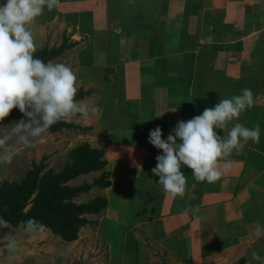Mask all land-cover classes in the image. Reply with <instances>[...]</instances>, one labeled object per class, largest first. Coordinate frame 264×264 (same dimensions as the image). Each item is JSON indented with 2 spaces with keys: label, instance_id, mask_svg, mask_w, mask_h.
<instances>
[{
  "label": "crops",
  "instance_id": "1",
  "mask_svg": "<svg viewBox=\"0 0 264 264\" xmlns=\"http://www.w3.org/2000/svg\"><path fill=\"white\" fill-rule=\"evenodd\" d=\"M58 4L57 11L66 10V18L75 22V35L87 37L76 60L79 70L87 67L86 83H110L102 91L115 100L110 107L118 113L111 119L114 125L105 122L96 144L90 143L104 150L110 179L102 189L106 209L116 201L117 210L132 216L168 263L239 264L243 259L245 264H264V259L252 258L253 252L264 258V0ZM93 38L96 42L89 47ZM113 42L121 59L96 54ZM150 51L154 54L148 59ZM144 62L164 66L167 81L142 79L147 76ZM97 64L99 70H89ZM244 88L252 90L253 106L241 113L239 122L249 128L258 123L259 142L249 141L242 152L219 161L221 179L215 183L197 181L184 166L185 195L174 198L165 192L151 172L162 150L148 142L149 130L160 126L163 138L178 120L190 119Z\"/></svg>",
  "mask_w": 264,
  "mask_h": 264
},
{
  "label": "rangeland",
  "instance_id": "2",
  "mask_svg": "<svg viewBox=\"0 0 264 264\" xmlns=\"http://www.w3.org/2000/svg\"><path fill=\"white\" fill-rule=\"evenodd\" d=\"M62 1L64 0H59V2ZM2 2L3 0H0V3ZM58 6L59 4L50 11L46 9L27 27L33 32L37 49L56 48L61 44L63 36L67 37L69 41L77 42L49 61L70 66L77 76L78 90L94 89L95 94H89L90 96L86 95L87 98L84 96L79 99L90 106L88 114L74 117L69 121L79 125L80 128L62 127L57 131L46 130L38 137H29V142L21 139L22 136L27 135V131L18 130L15 127V123L18 120L26 119L25 117L0 121V186L3 182H8L13 186L19 184L26 188L29 187L32 180L30 172L33 170L34 164L43 163V168L38 176L37 189L31 196L34 198L38 195V201L42 200L41 190L43 185H46V181H51V178L57 179V175L62 170H66L67 166L77 167L74 164L73 156L70 155L71 149L84 143L90 145L91 141L95 145L94 139H98L101 131L99 128H104L105 122L112 123L111 119H116L118 116V113L110 108L112 101L115 100L110 99L108 92L102 91V89L109 90L110 83H86L84 70L87 67L83 64L79 70L76 60H78V49L86 44L87 37L82 34V36L75 35L74 30H77L74 27L75 22L66 18L68 14H64L66 10L61 8V11H57ZM86 17L83 16V21L88 23L89 20ZM154 31L156 32V30ZM113 40L110 38L109 41ZM95 42L96 38H93L92 43H89L88 46L91 47ZM159 44L162 45V43ZM97 45H101L100 39ZM116 45L117 43L113 42L110 49L94 52L96 54L104 53L110 60H114L116 57L121 59L122 55L117 52ZM152 54H154L153 51L148 52L147 58H151ZM99 64L94 67L90 66L89 70H99L101 68ZM143 65L146 67L143 75L147 76H142V79L159 83L167 81L168 76L164 66L155 62H144ZM118 71L116 75L121 79L122 65ZM178 85L176 83L175 86ZM208 97L210 98V96L206 98ZM93 107H95V111H92ZM123 111L120 109L122 121ZM112 124L114 125V121ZM117 124L118 121L115 126ZM96 127L98 128L95 129ZM90 147L92 146L90 145ZM100 172L78 174L62 184L66 183L72 186L91 182ZM102 189L104 188L94 187L88 192L74 197L73 202H87L95 196L104 195ZM31 202L30 199L23 209L24 212L30 209ZM116 204V201H111L110 206L107 209H102L100 213L87 214L90 222L80 226L76 239L70 241L64 240L49 227H23L9 222L1 224L0 264H162L166 262L165 252L157 247L142 229L135 226L132 216L127 218L125 211L117 210Z\"/></svg>",
  "mask_w": 264,
  "mask_h": 264
},
{
  "label": "clouds",
  "instance_id": "3",
  "mask_svg": "<svg viewBox=\"0 0 264 264\" xmlns=\"http://www.w3.org/2000/svg\"><path fill=\"white\" fill-rule=\"evenodd\" d=\"M58 2L0 3V121L13 108L18 109L26 119L18 120L15 127L27 131L21 137L25 142L61 120L69 122L78 114L86 116L89 112L88 106L76 99V74L64 63L45 62L36 56L34 35L27 27ZM252 106V90L244 88L240 94L220 98L214 106L205 107L190 119L178 120L163 138L160 126L150 129L148 142L162 150L151 169L162 189L174 198L185 195L188 181L181 170L184 166L192 170L197 181L212 184L220 180L219 161L233 152H242L249 141L259 142L260 125L249 128L239 122L241 113ZM252 258L264 259L255 252Z\"/></svg>",
  "mask_w": 264,
  "mask_h": 264
},
{
  "label": "trees",
  "instance_id": "4",
  "mask_svg": "<svg viewBox=\"0 0 264 264\" xmlns=\"http://www.w3.org/2000/svg\"><path fill=\"white\" fill-rule=\"evenodd\" d=\"M75 44H77L76 41H69L67 37L63 36L58 47L51 49L42 47L37 49L35 55L48 62ZM92 92V89H80L77 92L76 99L79 100ZM21 116L23 114L18 109L13 108L3 120L18 119ZM62 127L80 128L77 124L61 120L47 130L57 131ZM70 155L73 156L74 164L77 167L66 165V170H62L57 175V179L51 178V181H46V185H43L41 190V202L40 200L38 201V195L34 198H31V196L37 189L38 176L43 168V163L34 164V168L30 172L32 180L27 188L24 185V187L19 184H14L13 186L8 182H3L0 186V225L9 222L23 227H49L64 240L76 239L79 227L90 222L87 214L100 213L102 209L107 207L108 200L104 195H101L95 196L87 202L75 203L73 198L81 193L88 192L94 187L101 189L109 186L110 179L109 172L105 169L106 160L103 157L104 150L102 148H92L88 143H84L72 148ZM95 171L101 172L91 182H83L72 186L66 183L62 184L78 174H87ZM30 199L32 206L27 212H24L23 209ZM162 264L171 263L163 262ZM239 264H245L244 260L241 259Z\"/></svg>",
  "mask_w": 264,
  "mask_h": 264
}]
</instances>
